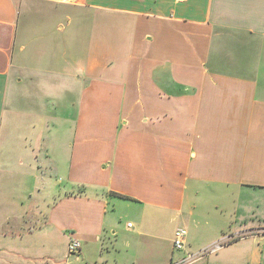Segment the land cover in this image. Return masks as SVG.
<instances>
[{"label":"crops","instance_id":"1","mask_svg":"<svg viewBox=\"0 0 264 264\" xmlns=\"http://www.w3.org/2000/svg\"><path fill=\"white\" fill-rule=\"evenodd\" d=\"M261 230L264 0H0V264ZM193 264H264V234Z\"/></svg>","mask_w":264,"mask_h":264},{"label":"built area","instance_id":"2","mask_svg":"<svg viewBox=\"0 0 264 264\" xmlns=\"http://www.w3.org/2000/svg\"><path fill=\"white\" fill-rule=\"evenodd\" d=\"M71 1H77V0H71ZM263 234H264V230H261L259 232H249L247 234L245 233L239 236H224L223 239L218 243H216L215 245L206 248L204 250H201L196 254L188 253L186 255V258L181 263H172V264H193L200 259L218 253L236 239H241L246 237H259L260 235ZM186 238H187V232L184 230H178L175 233L174 247L176 250L178 251L186 250ZM80 253H81V243L76 239H72L68 247L69 257L76 258L80 255Z\"/></svg>","mask_w":264,"mask_h":264}]
</instances>
